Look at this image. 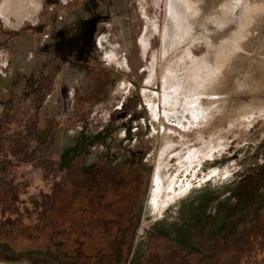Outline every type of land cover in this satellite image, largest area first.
Returning <instances> with one entry per match:
<instances>
[{
	"label": "rangeland",
	"instance_id": "1",
	"mask_svg": "<svg viewBox=\"0 0 264 264\" xmlns=\"http://www.w3.org/2000/svg\"><path fill=\"white\" fill-rule=\"evenodd\" d=\"M4 1L0 222L22 226L15 248L51 231L89 255L123 231L127 264H264L247 241L264 237V0H28L20 19Z\"/></svg>",
	"mask_w": 264,
	"mask_h": 264
},
{
	"label": "trees",
	"instance_id": "2",
	"mask_svg": "<svg viewBox=\"0 0 264 264\" xmlns=\"http://www.w3.org/2000/svg\"><path fill=\"white\" fill-rule=\"evenodd\" d=\"M8 171H9V169L7 170V172ZM136 171L139 172L138 170H136ZM119 182H121V181H119ZM0 187H1V185H0ZM32 191H34V190H32ZM31 194H29V195L31 196V199H32L33 196ZM31 202H32L35 210H37V208H36L37 204L35 203V201L31 200ZM263 209H262V206L258 207V209H257L258 211L256 212V216H257L258 212H260ZM111 210H113L112 206H106V212L111 211ZM20 211L21 210L17 211L19 213L15 214L18 222H19V220H21L20 219L21 218ZM241 223H245V219H243L241 221ZM241 223H240V225H241ZM237 225L238 224H234L232 229H235L237 227ZM18 226L20 227V229L22 228V226L20 224H17V225L11 224L10 225L6 221L0 222V260L7 262V261H16V260L21 259V258H26L30 261H33L32 262L33 264L44 263V260H46V259H47V261H49V264H52V263L53 264H112L111 257L113 258V256H114V257H116L117 261L114 260L115 262L113 261V264H127V258H129L128 256L131 253L132 245L129 244V247L126 250L127 251L126 258L123 261H122L123 254L121 253V250H119L117 252V256H116V252H115L114 248L117 245V241H119V240L121 241L124 237H125V239H127V237H128V236L126 237V232L124 233L123 231L116 232V234H114V235L112 234V237L109 238V241H108L107 245L105 246V249H103V248L100 249L99 247H95L93 250H90L89 255H88V253L83 252L80 244H78L74 250L71 249V250H73V251H71L67 246H65V244L62 243L63 239H62V241L59 240L60 239L59 237L61 236V234L59 232L56 233V232H51V231L44 233L46 235L48 234V236H49L47 243H44L43 245H41V244L37 245L34 248L32 247L29 249L18 250L14 246L15 242L17 241V240L16 241H14V240L16 239L15 235H17V233H18V230H17ZM86 226H87V224H86ZM112 227L113 226H112L111 222L108 223L105 226V229H104L105 232H108L107 230H110ZM40 228H41V224H36V225L31 226L30 228H25V229L31 230L35 237L42 239L43 236H39L40 234H37V233H40ZM124 231H126V229ZM253 231H254V234H253ZM251 232H252V235L254 237L251 238L249 236L250 235V233H249L248 239H247L248 243L251 245H257V242L260 241V244L261 243L263 244V242H264L263 241V239H264L263 233L260 234L259 230L257 228L254 229V227L251 228ZM258 233L260 235H257ZM56 237H58V240L54 239ZM23 238H27L28 240H31V237H29V236H26ZM23 238H19V239H23ZM131 239H132V236L130 238V241H131ZM223 239H224L223 241H225V243H226L227 237L225 236ZM242 239H244V236ZM239 242L241 243V240ZM41 251H44V252H41ZM43 254L46 258L43 260H40V258L43 256ZM44 264H47V263H44Z\"/></svg>",
	"mask_w": 264,
	"mask_h": 264
},
{
	"label": "bare ground",
	"instance_id": "3",
	"mask_svg": "<svg viewBox=\"0 0 264 264\" xmlns=\"http://www.w3.org/2000/svg\"><path fill=\"white\" fill-rule=\"evenodd\" d=\"M5 5H9L12 15L17 19L28 15L34 10V7L29 4L28 0H5L1 6L6 9ZM170 119L174 121L175 118L171 117Z\"/></svg>",
	"mask_w": 264,
	"mask_h": 264
}]
</instances>
